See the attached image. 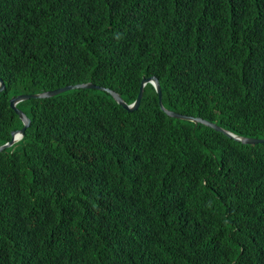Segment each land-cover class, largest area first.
<instances>
[{
    "label": "trees",
    "instance_id": "1",
    "mask_svg": "<svg viewBox=\"0 0 264 264\" xmlns=\"http://www.w3.org/2000/svg\"><path fill=\"white\" fill-rule=\"evenodd\" d=\"M264 138V0H0V145L23 93L93 82ZM18 103L0 264H264V143L168 115L148 83Z\"/></svg>",
    "mask_w": 264,
    "mask_h": 264
},
{
    "label": "water",
    "instance_id": "2",
    "mask_svg": "<svg viewBox=\"0 0 264 264\" xmlns=\"http://www.w3.org/2000/svg\"><path fill=\"white\" fill-rule=\"evenodd\" d=\"M151 83L153 84V86L155 87L158 95H159V102L161 105V108L170 116L175 117V118H179V119H188V120H192L195 123H203L205 125L208 126H212L215 127L216 129L223 131L225 134H227L228 136H231L237 140L242 141L243 143H247V144H256V143H264V138H253V137H243V136H239L225 128H223L222 126H219L209 120H206L202 117H195V116H190V115H186L174 110H170L168 108H166L163 104V92H162V87L160 84V81L158 79L157 76H151L149 78H143L142 80V84L140 87V91L138 94V97L136 98L135 101H133L132 103H128L127 101H125V99H123V97L115 90L111 89V88H105L99 85L94 84L93 82H87V83H79V84H75V85H66V86H62L53 90H47V91H43V92H39V93H23V94H19L15 97H13L11 99V105L12 107L16 110L17 114L19 115V117L22 119L24 126L20 129L17 130H13L12 131V138L10 141L0 145V151L11 147L12 145H14L16 142H18L21 137H23L25 135V131L27 129V127L30 125L31 123V119L29 118V116L21 109L18 107V103H20L23 100L29 99L31 97H50V96H54L57 95L59 93H62L64 91L70 90V89H74V88H79V87H85V88H101V89H107L109 91V93L114 97V99L120 104L122 105L124 108H126L129 111H134L136 109L139 108L140 104H141V100L143 98L144 95V88L145 85ZM5 88V84L4 81L0 78V92L3 91Z\"/></svg>",
    "mask_w": 264,
    "mask_h": 264
},
{
    "label": "clouds",
    "instance_id": "3",
    "mask_svg": "<svg viewBox=\"0 0 264 264\" xmlns=\"http://www.w3.org/2000/svg\"><path fill=\"white\" fill-rule=\"evenodd\" d=\"M16 130H17V129H16ZM23 137H24V136H23ZM23 137H21V139H22ZM21 139H20V140H21ZM20 140H19V141H20ZM16 143H17V142H16Z\"/></svg>",
    "mask_w": 264,
    "mask_h": 264
}]
</instances>
